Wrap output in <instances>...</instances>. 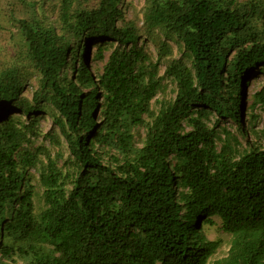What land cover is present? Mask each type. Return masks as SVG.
Listing matches in <instances>:
<instances>
[{
    "label": "trees",
    "instance_id": "16d2710c",
    "mask_svg": "<svg viewBox=\"0 0 264 264\" xmlns=\"http://www.w3.org/2000/svg\"><path fill=\"white\" fill-rule=\"evenodd\" d=\"M123 1L7 0L26 51L0 70V264H208L217 228L213 264H264V145L242 142L264 0H145L142 28Z\"/></svg>",
    "mask_w": 264,
    "mask_h": 264
},
{
    "label": "rangeland",
    "instance_id": "374dc122",
    "mask_svg": "<svg viewBox=\"0 0 264 264\" xmlns=\"http://www.w3.org/2000/svg\"><path fill=\"white\" fill-rule=\"evenodd\" d=\"M98 0H91V6H95ZM239 1H244V0H239ZM144 8H145V0H124L123 5H122V11H123V19L126 21H133L138 25V28H142L143 26V13H144ZM9 6L7 0H0V70L2 68H5L6 66L8 67L9 65L14 64L16 61L20 63L21 58L23 57V54L25 53L26 45L24 42V39L21 35V32L19 30L18 25L15 22H12L9 20ZM26 11H24L21 7V5L18 4L16 7V16H24ZM29 15V14H28ZM30 17V15H29ZM54 18V16H53ZM143 43V39L141 40L140 44ZM172 46H174L172 44ZM148 47L150 48L151 52L155 51V47L152 46L151 44H148ZM175 50V57L176 58H181V53L178 52V50L174 47ZM93 49L90 51V60H91V55H92ZM234 55L232 53L231 57ZM93 62H89V67L92 68ZM31 76L29 77L30 79L27 82V93L26 96H30L31 92L33 89L37 88V78L35 76L34 71L29 67H27ZM164 70V68H163ZM257 77V79H255ZM258 80V81H257ZM264 80V74L261 75L260 72H255L249 80V84L245 85V94H246V104L247 98L250 96V92L252 88L256 90L257 86L254 84L256 81L261 82ZM168 87L165 92V95L168 97L173 96L172 90L174 89V85L170 82L167 83ZM95 90V88L92 87V91ZM255 114L259 115V119L256 121V129L254 133H252L249 136V139L247 141H243L244 145H247L248 140L250 142H257L259 144L264 145V120H263V115L260 111H257ZM20 117V113H16L13 115L9 116L10 120H13L14 118ZM225 126H229V122L223 124ZM1 127V125H0ZM40 129L43 132V134L47 133L49 130L54 129V126L52 124V120L48 117H42L40 119ZM136 132V137L143 138L144 132L142 129L135 130ZM34 142L35 146L39 145H45L46 147H50L48 141H43L42 137L38 140L32 139ZM53 151H57L56 148H52ZM62 152L64 155H67L66 148L63 146L61 148ZM32 177H31V183L32 185H35V188L37 190L40 189L39 183H38V172L35 170H30ZM209 240H215L219 239L221 240V246L218 249V251L212 256V258L208 261V264H213L215 261H218L220 259H223L226 257L228 249H229V240L230 237L221 232L220 228L213 229L210 232L207 233L206 235Z\"/></svg>",
    "mask_w": 264,
    "mask_h": 264
},
{
    "label": "clouds",
    "instance_id": "9594fccd",
    "mask_svg": "<svg viewBox=\"0 0 264 264\" xmlns=\"http://www.w3.org/2000/svg\"><path fill=\"white\" fill-rule=\"evenodd\" d=\"M250 93H252V92H250ZM251 95V94H250Z\"/></svg>",
    "mask_w": 264,
    "mask_h": 264
}]
</instances>
